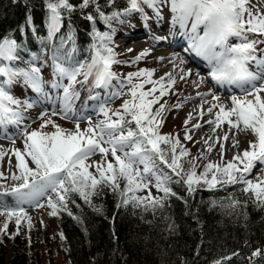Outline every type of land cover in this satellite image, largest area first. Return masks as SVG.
<instances>
[{"label": "snow or ice", "instance_id": "obj_1", "mask_svg": "<svg viewBox=\"0 0 264 264\" xmlns=\"http://www.w3.org/2000/svg\"><path fill=\"white\" fill-rule=\"evenodd\" d=\"M107 2L111 6L115 0ZM44 5L49 40L60 32L65 16H71L77 7L83 12L93 6L99 19L110 27L112 21L123 23L121 16L133 12L141 13L144 19H148L141 5L147 6L157 18H161V9L167 5L172 14L173 27L179 26L181 35L188 41V50L207 62L211 80L217 85L235 86L241 95L231 96V107L218 103L220 97L212 95L216 103H212L207 112L214 119L207 123L213 125L214 132L224 124L228 125L229 131L214 140L220 145V162L209 161L203 166V172L198 174L195 161H189L185 168L183 158L189 152L182 146L180 139L160 132L166 111V102L161 103V100L174 89L177 79L171 73L153 79L154 70L149 69L130 72L120 79L113 71L116 64L139 63L150 55L148 50L140 52L130 62L120 61L111 46V33L100 32L95 27L91 33L88 59L73 61V47L61 61L54 45L53 79L49 87L58 93L55 99L59 101L60 111L57 113L54 110L52 114H60L62 119H73L75 130L63 129L47 119L37 130L29 132L25 126L19 132L23 148L9 150L11 156L15 157L14 167L18 174L12 173V186L0 184V198L12 197L16 206H4V201L0 199V217H6L0 232H6L8 221L13 219L18 230L22 219H26L31 228V218L22 207L24 204L44 207L40 201L46 199L47 207L51 209L49 215L56 216L59 211H67L72 216L68 202L73 196H78L92 206V197L103 188H109L119 195L118 207L131 204L134 208L155 212L165 207L170 196L176 195L171 188L173 183H183L189 195L198 188L214 191L241 185V191L248 199L257 208H264V177L255 180L249 178L257 165L261 166L259 171L264 172V96L261 95L264 93V4L261 0H256L255 4L252 0H127L128 6L122 12L112 11L110 14H105L98 0H82L79 5H73L70 0H44ZM84 18L95 25L91 13ZM27 23L32 24L31 15L27 17ZM66 39L72 41L71 33L66 38L61 36L60 47L65 45ZM21 50L22 45L16 39L7 36L0 38V130H6L9 126L20 129L24 121L21 105L24 109L32 107V104L22 102L10 91L12 85L21 78L33 91L52 99L44 93L39 68L32 66L25 70L14 66L15 62L22 59L19 55ZM190 75L191 72L181 68L179 79L185 80ZM203 79L200 78L201 83ZM113 81L117 83L114 85ZM85 85L88 86V95L82 104L85 108L87 101L98 100L95 89H114L104 102L93 108L98 116L103 117L95 123L90 117L76 113L80 88ZM146 85L152 87L145 90ZM120 96L127 97L120 109L113 110L107 106L108 99ZM156 105L158 107H154ZM173 107L179 108L181 105ZM45 115L46 112L42 113L40 119ZM203 115L201 110V118ZM82 120L88 124L84 130L80 127ZM188 122L185 121V126ZM49 125L55 130L44 131ZM194 127L200 128L201 125ZM233 130L237 133L250 132L255 141H250L242 153L238 152L231 160L225 161L224 144L220 141L227 142ZM9 139L15 144L14 138ZM184 139L191 140L192 137L186 132ZM212 139L209 137L205 140L208 153L213 151L209 144ZM238 146L239 141L233 139L232 147ZM7 154L0 150V161ZM97 154L101 155V161L87 163ZM92 167H95V173L89 171ZM165 168L169 171H165ZM0 178L7 179L2 172ZM150 186L162 195L153 196L151 192L137 195ZM240 203L230 195L226 201L219 202V207L234 211ZM212 204L213 207L217 206V201ZM73 218L79 221V217ZM60 238H64L62 233ZM260 255L259 250L252 253V257ZM230 259L224 257L214 264H223L224 260ZM250 264H254L251 258Z\"/></svg>", "mask_w": 264, "mask_h": 264}, {"label": "trees", "instance_id": "obj_2", "mask_svg": "<svg viewBox=\"0 0 264 264\" xmlns=\"http://www.w3.org/2000/svg\"><path fill=\"white\" fill-rule=\"evenodd\" d=\"M81 2L70 0L73 5ZM98 3L105 14L122 12L128 6L127 0H115L111 6L107 0ZM89 13L94 16L95 25L84 18ZM29 15L31 25L27 23ZM45 20L44 0H0V38L11 37L22 45L19 52L22 59L15 62V67L28 70L45 55L53 63L54 45L60 59L74 47L72 60L83 61L90 56L93 27L111 35L120 32V29L116 31L120 22L114 20L110 27L105 25L93 6L83 12L77 7L71 16L66 15L63 27L52 40L47 37ZM69 33L72 41L66 39L60 47L61 36L66 38ZM183 161L187 168L192 160L184 157ZM199 172H203V166ZM241 187L214 191L198 188L189 195L183 183H173L171 188L176 195L170 196L165 207L155 212L131 204L118 207L119 195L103 188L92 197V206L73 196L68 202L72 216L67 211L52 216L56 225L54 234L43 228L30 229L29 235L32 242L33 236L38 235L44 243L51 240L57 243L66 264H214L224 257L231 259L223 264H250V258L254 264H264V208H257ZM230 195L241 202L240 206L234 211L221 209L219 202L226 201ZM0 199L4 206H16L10 196ZM213 201H217V206L213 207ZM73 217H79V221ZM11 245L10 250L6 249L0 235V264H41L39 258L26 251L25 242L18 235ZM256 250L261 255L252 257ZM49 264L57 263L50 257Z\"/></svg>", "mask_w": 264, "mask_h": 264}, {"label": "rangeland", "instance_id": "obj_3", "mask_svg": "<svg viewBox=\"0 0 264 264\" xmlns=\"http://www.w3.org/2000/svg\"><path fill=\"white\" fill-rule=\"evenodd\" d=\"M252 3L255 4L256 0H252ZM261 3L264 4V0H261ZM144 8V13L147 14L149 17L148 19H144L141 13L133 12L130 14L128 19L123 20V23H120L116 31L120 29V32L118 34L112 35V47L119 52L121 50L117 48V44L120 38H123V31H129V30H138L141 28H144L146 24H155L153 22L159 19L163 18H172V14L169 11V7L167 5L163 6L161 9V18H157L153 13L152 10L149 9L147 6L141 5ZM150 56L144 57L142 60L149 59ZM61 61H63V58H61ZM125 61L126 60H120ZM130 62V61H129ZM34 67H37L40 69V76L42 81L44 82V93H47V96L49 95V90L51 92H54L55 98L58 95L56 90H53L49 87L50 82L53 79V63L49 61L48 56H41L37 59L36 62H34ZM132 64L129 63H122V64H116L113 66V71L117 74V76L120 79H124L127 74L128 70L132 68ZM141 68H146L142 66ZM78 79H83V77H79ZM22 81V79H20ZM64 83H67V81H64ZM117 82L113 81V84L115 85ZM80 87L79 85L77 86ZM114 89H95L94 94L98 95V100H94L91 104V108L95 107L96 104H100L101 102H104L106 98H108L109 93L113 91ZM11 93L22 102H28L32 104V107L24 109L23 104L21 105L24 121L21 125L20 129L13 128L9 126L6 130H0V132H3V134H0V150L16 148V149H22L23 148V139L20 137L19 132L23 130V128L26 126L27 131L31 132L33 130H37L40 128V125L44 122V120L51 119L55 122V124L59 125L61 128L73 131L75 130V123L73 119H62L60 114L53 115L52 111L57 110V105L59 104V101L54 98V104L55 107H51L50 105L51 101L48 100L43 94L37 93L33 91V89L22 81V83H14L10 89ZM123 91H127V89H123ZM88 95V86L85 85L83 88H80V100L77 101V106H79V112L81 113L82 104L85 100V97ZM126 96H120V97H113L108 99L107 106L110 107L113 110L120 109L121 105L126 99ZM162 100H164L162 98ZM161 100V101H162ZM166 101V100H165ZM47 107L49 109H44L42 111V107ZM155 107H158L155 106ZM230 107V106H229ZM53 109V110H50ZM41 111V112H40ZM47 113L43 117V119H40V116L42 113ZM84 117H90L95 123L98 119H103L102 116H98L95 114V112L92 111V113H85L81 114ZM80 115V116H81ZM166 120V118H164ZM163 121V126L160 128V132L162 135H171L173 137H178L177 132L174 130V128L170 125H167ZM81 130H84L88 127L87 121L82 120L80 123ZM225 128V125H224ZM46 132H52L55 129L49 125L45 129H43ZM5 132V134H4ZM250 133V132H249ZM9 137H12L15 139V144H13ZM179 138V137H178ZM182 146L189 152V155L185 157L188 160L195 161L196 165V171L199 174V168L200 166H204L209 161L211 162H220V157L217 155H213L212 153H208L206 151V147L202 146L201 144L194 145L192 142L185 140L184 138H179ZM254 142V141H253ZM10 153V152H9ZM200 155V156H199ZM11 157V164H9V158ZM8 157L7 155L4 157L2 161H0V172L4 174V178H0V182L4 184L6 187H10L13 185V181L11 180V175L13 172H16L18 174V171L15 169V157L11 156ZM199 157H204L203 159H196ZM102 159V157H100ZM101 159L99 161H101ZM226 159V160H225ZM109 160H111V157L109 156ZM225 161L230 160L226 156L224 157ZM87 163L92 164L90 161ZM163 167V165H161ZM261 166L257 165V168L253 170V173L249 177L250 179H256L257 177H264V172L259 171V168ZM165 171H169L168 169H164ZM89 171L95 173L96 169L95 167H92L89 169ZM123 185V184H122ZM148 192H151L153 196L162 195V193H158L155 189V187L150 186L148 189H146L144 192L137 193V195H147ZM40 203L44 204V207H35L32 204H24L22 207L24 208L25 212L27 213V216L31 218V228L28 227V221L26 219L21 220V224L19 226V230L17 229V225L15 223V219L8 221V228L6 232H0L1 235V242L2 245L6 249H11L13 245H11L14 241L15 236H19L22 241L25 242L26 251L33 255V257H37L40 259L41 264H49L50 257L53 258L54 261H56L57 264H66L63 253L61 252L60 246L55 243L53 240L49 241L48 243H44L38 235L33 236V242L30 238L29 231L30 229L32 231H40L41 229H46L49 233L54 234L56 231V225L53 221V218L49 213L51 212V209L47 207L46 199H41ZM6 217H0V229H3V223L5 222Z\"/></svg>", "mask_w": 264, "mask_h": 264}, {"label": "bare ground", "instance_id": "obj_4", "mask_svg": "<svg viewBox=\"0 0 264 264\" xmlns=\"http://www.w3.org/2000/svg\"><path fill=\"white\" fill-rule=\"evenodd\" d=\"M172 18H163L153 22L155 24H146L144 28L138 30L123 31V38H120L117 44V48L121 50L114 49L117 53V59L126 60V62L134 60V58L142 51L148 50L150 52V58L147 60L139 61V63L134 64L128 73L135 72L140 69L154 70L153 79H159L165 76L167 73H171L173 77L177 79V83L174 89L169 95L163 97L164 100L161 103L166 102V111L164 113L165 124L170 125L177 132L179 138H184L185 133L191 135L192 139L188 140L194 145L201 144L207 148L205 140L212 137L209 140V144L213 147L211 152L214 156L220 157V145L215 143V137H222L226 132H228V125H222L217 128L215 132L213 131V125L207 123V121L214 119L213 115L208 114L207 109L211 107L213 101L212 95L220 97L218 103L225 104L231 107V96L241 95V92L235 86L229 85H216L211 80L209 75V66L199 65L201 60L198 56H195L193 52H185L187 50L188 41L181 35V30L179 26L173 27ZM185 48L183 49V46ZM264 47V46H262ZM128 49H132L131 52ZM194 54V55H193ZM183 61V63H181ZM142 66L146 68H141ZM183 68L185 72H191L185 80H180V69ZM254 70V69H253ZM203 77V82H200V78ZM151 85H146L145 90L151 88ZM264 96V93H261ZM48 99L51 101V107H55L54 104V92L49 90ZM252 99V97H249ZM166 100V101H165ZM94 100L87 101V107L81 108V113L79 112L78 103H76V113L78 115L85 113H92L93 108L91 104ZM181 105L179 108L173 107L174 105ZM96 104L95 107H98ZM157 106V105H156ZM155 107V106H154ZM57 110L60 111V104L57 105ZM203 110V117L201 118L200 113ZM214 111H218L215 109ZM41 112V111H40ZM96 113V111H93ZM71 115V114H70ZM82 116V115H81ZM189 116L191 119L189 120ZM189 121L187 126H185V121ZM201 125L200 128H195L194 125ZM74 131V130H73ZM233 139L239 141L238 148L232 147ZM250 141H255V137L251 133L239 132L235 130L229 133V139L227 142L221 140L220 143L224 144V157L226 156L230 160L238 152H243L248 148ZM183 145V144H182ZM8 157V149H4ZM6 156V155H5ZM200 156V155H199ZM101 155L97 154L90 158V162H99ZM226 160V159H225Z\"/></svg>", "mask_w": 264, "mask_h": 264}]
</instances>
